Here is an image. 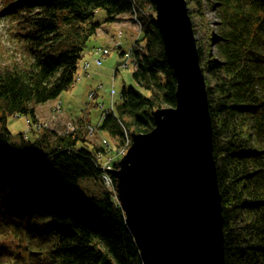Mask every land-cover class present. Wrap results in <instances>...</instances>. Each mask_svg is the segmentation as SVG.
Segmentation results:
<instances>
[{"label": "trees", "instance_id": "1", "mask_svg": "<svg viewBox=\"0 0 264 264\" xmlns=\"http://www.w3.org/2000/svg\"><path fill=\"white\" fill-rule=\"evenodd\" d=\"M185 2L192 28L197 18L206 32L196 46L212 125L225 264H264V0ZM1 4L3 18L11 23V46L2 47L8 59L0 62L2 149L12 144L6 118L18 115L35 123V108L74 85L88 52H94V65L108 55L107 47L87 49L101 26L94 22L98 11L104 22L114 24L127 14L140 27L131 52L133 86H123L117 101L110 92L113 109L102 114L101 130L121 139L123 130L147 134L154 127L152 113L175 106V80L151 0ZM203 7L216 14L213 38L203 23ZM197 31L193 28L194 36ZM18 139L10 147L42 155V144L38 148L21 134ZM53 143V149L42 150L50 162L36 163L45 169L42 177L0 156V264H141L124 214L109 194L89 199L78 187L80 180L95 182L101 176L94 153L88 147L75 150L74 140Z\"/></svg>", "mask_w": 264, "mask_h": 264}, {"label": "water", "instance_id": "2", "mask_svg": "<svg viewBox=\"0 0 264 264\" xmlns=\"http://www.w3.org/2000/svg\"><path fill=\"white\" fill-rule=\"evenodd\" d=\"M175 106L109 172L141 264H225L206 84L185 0H151Z\"/></svg>", "mask_w": 264, "mask_h": 264}, {"label": "rangeland", "instance_id": "3", "mask_svg": "<svg viewBox=\"0 0 264 264\" xmlns=\"http://www.w3.org/2000/svg\"><path fill=\"white\" fill-rule=\"evenodd\" d=\"M1 1L0 62H5L7 60L2 59H8V56L2 47L7 49L11 46V35L9 34L11 23L2 16L3 8ZM213 10V8L203 7L202 11L206 21L203 19V23L204 25L207 23L211 38L216 35L217 25L216 14ZM132 17L126 14L113 24L103 21L104 16L101 11L96 12L94 22L101 24V26H99L95 38L88 43L87 49L91 51L94 47H107L109 53L105 57L102 56L100 65L94 66V52H88L83 58L84 64L88 65L87 69L77 71L74 85L68 91L63 92L58 99L35 108V123L30 122L24 117L14 115L6 118V123L4 124L11 137L10 141L12 144L8 143L9 145L17 144L19 142L18 137L21 134L23 140L37 143L38 148H40L39 144H42V150L44 148L46 150L53 149L56 145L53 141L57 142L59 139L66 141L74 140L75 150L88 147L95 157L97 155L96 162L102 173L100 178L95 182H92L91 179L80 180L78 187L83 197L89 199L97 198L107 193L112 202L118 207H120V203L117 198L116 187L111 184L110 175H108L110 171L108 170L112 171L113 164L120 162L128 147L122 145V141L125 139L118 137V134L113 135L102 131L99 125L102 121L101 111L104 109L103 107L105 106V109H109L110 107V90L115 91L113 101H117L123 86H133L131 79L133 68L124 69L119 67L124 63L125 58L120 56L114 48L117 44L121 46L120 51L126 52L139 36V24ZM193 19H195L193 20V28L198 30L195 39L199 41L203 33L206 32L200 27L199 20L197 18ZM213 47H211L212 55L215 54ZM95 55L99 56V53L95 51ZM90 66H92L91 71ZM94 68L95 75L92 73ZM90 95H92V99ZM130 137L129 135L126 139H130ZM42 150L37 151L38 154H42L40 157L32 154L41 164L43 163L41 162V157L44 159L43 154L47 153V151L43 153ZM0 156L15 160V163L23 169H34V172L40 174L41 177L43 172H45V169L37 164H26L22 161L18 156V151H5L1 145ZM45 162H50V160H45ZM27 172L31 174L30 171Z\"/></svg>", "mask_w": 264, "mask_h": 264}, {"label": "bare ground", "instance_id": "4", "mask_svg": "<svg viewBox=\"0 0 264 264\" xmlns=\"http://www.w3.org/2000/svg\"><path fill=\"white\" fill-rule=\"evenodd\" d=\"M96 38H98V37H96ZM102 39V38H101ZM104 39H105V37H104ZM135 42V41H134ZM133 42V44L130 46V48L125 52V56H123L124 58H125V61H124V63H122L119 67L120 68H124V69H128V68H133L134 67V65H133V63H132V59H131V56H132V54H131V52L133 51V49H134V43ZM116 50H119V49H121V46H118L117 44H116V47H114ZM124 52V51H123ZM100 65V61H99V63L97 64V65H95L96 67L97 66H99ZM85 68V64H83V63H81L80 64V66H79V70L78 71H81V70H83ZM110 92L111 93H114L115 91L114 90H110ZM123 133H124V136L122 137L123 139H125V140H123L122 141V145L123 146H125V147H128L127 148V150H125V153H124V156H126V154H127V152H128V150L130 149V147H131V145H132V140H131V137H130V139H126L127 138V136L128 135H139V134H136V133H131V134H128L125 130H123ZM0 144H3V145H5V143L3 142V141H1L0 140ZM8 144V143H7ZM5 147V151H18V156H19V158L22 160V161H24L25 163H28V164H36V163H39V161H38V159L36 158V159H31V158H29L28 157V155H26L25 153H22V152H20V150H17V149H15V148H12V147H10V145L9 146H4ZM123 156V157H124ZM12 160V161H14L15 162V160H13V159H11V158H7V160ZM96 159H97V155H96ZM123 159V158H122ZM121 159V160H122ZM45 159H42L41 158V161L43 162ZM120 160V161H121ZM119 163V162H118ZM118 163H116V164H113V168H112V171L113 170H116V168H117V165H118ZM108 171H111V170H108ZM108 175H109V172H108ZM110 179H111V184H113V182H112V180H114V182H115V184H114V186L116 185V181H115V178H112L111 176H110ZM113 186V185H112ZM120 208V207H119ZM121 209V208H120ZM122 211V210H121ZM123 212V211H122ZM124 214V213H123ZM126 226V225H125ZM127 228V227H126ZM128 230V229H127ZM129 232V231H128ZM135 244V243H134ZM136 246V245H135ZM136 249H137V247H136ZM139 254V253H138Z\"/></svg>", "mask_w": 264, "mask_h": 264}, {"label": "built area", "instance_id": "5", "mask_svg": "<svg viewBox=\"0 0 264 264\" xmlns=\"http://www.w3.org/2000/svg\"><path fill=\"white\" fill-rule=\"evenodd\" d=\"M105 53H106V52L104 51L103 54H105ZM97 63H99V60L97 61ZM87 67H88V65L85 64V68H84L83 70H86ZM90 98L92 99V95H90ZM103 108H104V109L100 108V109H102V111H101L102 114H107L109 111H111V110L113 109L112 106H110L109 109H105V106H104ZM106 111H107V113H106Z\"/></svg>", "mask_w": 264, "mask_h": 264}, {"label": "crops", "instance_id": "6", "mask_svg": "<svg viewBox=\"0 0 264 264\" xmlns=\"http://www.w3.org/2000/svg\"><path fill=\"white\" fill-rule=\"evenodd\" d=\"M93 66V65H92ZM92 66H90V71H91V68H92ZM95 66V65H94ZM96 67V66H95ZM94 75L96 74L95 73V68H94V70H93V72H92Z\"/></svg>", "mask_w": 264, "mask_h": 264}]
</instances>
